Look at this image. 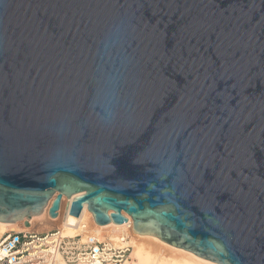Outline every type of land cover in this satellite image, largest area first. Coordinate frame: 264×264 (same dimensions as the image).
<instances>
[{
    "label": "water",
    "instance_id": "1",
    "mask_svg": "<svg viewBox=\"0 0 264 264\" xmlns=\"http://www.w3.org/2000/svg\"><path fill=\"white\" fill-rule=\"evenodd\" d=\"M64 198L264 264V0H0V223Z\"/></svg>",
    "mask_w": 264,
    "mask_h": 264
},
{
    "label": "built area",
    "instance_id": "2",
    "mask_svg": "<svg viewBox=\"0 0 264 264\" xmlns=\"http://www.w3.org/2000/svg\"><path fill=\"white\" fill-rule=\"evenodd\" d=\"M81 227L79 234L67 237L59 228L40 233L21 224L0 236V264H124L129 260V247L91 234L85 223Z\"/></svg>",
    "mask_w": 264,
    "mask_h": 264
},
{
    "label": "bare ground",
    "instance_id": "3",
    "mask_svg": "<svg viewBox=\"0 0 264 264\" xmlns=\"http://www.w3.org/2000/svg\"><path fill=\"white\" fill-rule=\"evenodd\" d=\"M64 199L57 218L50 219V221H48L47 217L46 220V218H43L47 216L45 210L41 216L34 217L30 220V227L28 230L37 231L40 227H36V221L45 219L46 224L59 222L57 227L62 231L63 235L67 237H73L82 231L81 225L83 223L86 224L89 222L90 227L87 228L89 223L86 225L88 232L90 231V233L92 232V234L94 233V235L99 237L101 236L102 238L107 237L111 241L119 243L120 245H125L126 247L132 248V254L135 257V261L132 264H216L185 250L170 246L156 237L135 234L132 230V222L130 219V223H125L122 225L110 223L106 226H99L93 222L92 215L87 211L85 206L78 217L71 216L66 209V205L69 203V200L65 199L67 203H64ZM62 210H65L64 214H62ZM21 224L22 222L13 224L0 223V236L7 231L17 230ZM128 224L130 225V228H128ZM110 228H114L118 231L125 228L130 229L132 231V241L126 242L124 238L117 234L110 235L108 231ZM124 264H129V262L126 261Z\"/></svg>",
    "mask_w": 264,
    "mask_h": 264
},
{
    "label": "rangeland",
    "instance_id": "4",
    "mask_svg": "<svg viewBox=\"0 0 264 264\" xmlns=\"http://www.w3.org/2000/svg\"><path fill=\"white\" fill-rule=\"evenodd\" d=\"M64 203H67L66 202V200L64 199ZM64 212H65V210H62V214H64ZM47 217L48 216H46V217H43V218H46V220H47ZM43 220V219H42ZM42 220H39V221H36V227H40V228H38V230L37 231H35V232H46V231H50V230H53V229H56V228H58L57 226H58V224H59V222H56V223H49V224H46L45 223V219L43 220V222H42ZM48 221H50V218L48 217ZM88 221V220H87ZM89 223V222H88ZM88 223H86V225L88 224ZM90 223L87 225L88 227L87 228H89L90 226ZM90 230V229H89ZM87 231H88V229H87ZM109 233H110V235H113V234H117V235H120V237H122V238H124L125 239V241L126 242H130V241H132V231L130 230V229H127V228H125V229H123V230H116V229H114V228H110L109 230ZM90 232V231H89ZM91 234H92V232H91ZM94 234V233H93ZM101 237V236H100ZM106 239H109V238H107L106 237ZM151 250V249H150ZM154 250V249H153ZM152 251V250H151ZM153 252V251H152ZM129 254H130V258H129V260H128V262H129V264H132L134 261H135V257H134V255L132 254V248H130L129 249Z\"/></svg>",
    "mask_w": 264,
    "mask_h": 264
}]
</instances>
